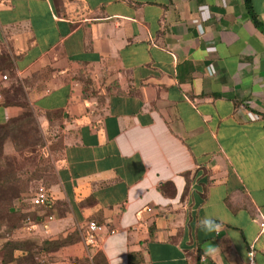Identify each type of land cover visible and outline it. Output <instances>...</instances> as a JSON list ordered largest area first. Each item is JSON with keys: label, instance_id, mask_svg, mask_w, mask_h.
<instances>
[{"label": "crops", "instance_id": "0c3cea01", "mask_svg": "<svg viewBox=\"0 0 264 264\" xmlns=\"http://www.w3.org/2000/svg\"><path fill=\"white\" fill-rule=\"evenodd\" d=\"M1 54L62 134L40 240L105 225L51 264H264V0H0Z\"/></svg>", "mask_w": 264, "mask_h": 264}, {"label": "rangeland", "instance_id": "374dc122", "mask_svg": "<svg viewBox=\"0 0 264 264\" xmlns=\"http://www.w3.org/2000/svg\"><path fill=\"white\" fill-rule=\"evenodd\" d=\"M8 60L5 54L0 55V76L7 74V79L3 80L4 84L9 87L15 82L14 72L8 68ZM18 85V84H16ZM21 85H19L20 87ZM16 86V89H10L12 102L16 101L24 107V112L16 117L12 123L17 122L20 117L18 126L13 128L14 131L7 139L0 142V176H5L6 173L16 172L20 175V179L26 182L27 188L22 193L21 198L8 201L7 205L1 202L0 199V264H20L16 260L4 262V257L7 255L8 250L5 247L6 242L10 240H24L34 239L36 248L32 249V254L24 255L21 251L16 250L13 253L14 257H22L25 259V264H41L45 261L46 264L50 263V255L40 250L39 242V228H40V215L42 212L39 209L32 208L30 205V195L36 190L39 185L50 188L54 182V167L53 160L56 157L58 145L62 143V134L56 125L49 124L44 128L41 122L36 118V115L29 108L24 101V94L22 89ZM10 144V151L5 152L3 147L4 143ZM25 179V180H24ZM9 184L0 188V198L9 199L11 194ZM15 186V183H14ZM13 186V187H14ZM6 213L2 211L6 209ZM45 210L43 211L44 214ZM45 213L54 215V206L52 209ZM31 217L32 223L28 224L25 217ZM26 255V254H25ZM78 263L79 260L74 259ZM72 258L64 260V264H70Z\"/></svg>", "mask_w": 264, "mask_h": 264}, {"label": "trees", "instance_id": "16d2710c", "mask_svg": "<svg viewBox=\"0 0 264 264\" xmlns=\"http://www.w3.org/2000/svg\"><path fill=\"white\" fill-rule=\"evenodd\" d=\"M8 60V68H10L11 65V61L10 59L7 57ZM12 89H16L14 83L11 85ZM1 92L3 95V99L5 97L6 100H10L7 97V94L9 93V89L8 88H3V86L1 85ZM16 102V101H15ZM16 119V118H14ZM14 119H11L10 121H7L6 123L0 124V142L3 143V141L5 139H7L9 137V135L14 131L13 128L18 126V123L20 121V119H23V117H20L17 122L12 123V121ZM21 123V121H20ZM1 147L2 145H0V154H1ZM20 175H18L15 171L11 172V173H6L5 176L1 175L0 176V188L3 187L6 184H9V188L11 189L10 191H7L6 193H10L12 196L9 199H4V198H0L1 202H3L7 205V202L12 201L14 198L18 199L21 198L22 193L25 191V189L27 188L26 186V182L22 181V179H20ZM25 180V179H24ZM15 183V186H14ZM14 186V187H13ZM39 209V208H37ZM52 209L50 208H46L45 212H47L48 210ZM7 207L6 209H3L2 211H4V213H6ZM44 214H47L45 213ZM49 214V213H48ZM27 217H25L26 220ZM79 232V231H78ZM78 232L77 231H73L72 233H70L69 235H67V237L62 238V239H57V240H43L41 241V243L39 242V246H40V250L41 251H54L57 250L58 248H60L61 246H63L64 244H67L68 242H72L75 239H78ZM34 239H24V240H10L8 242H6L5 247L8 250L7 255H5L4 257V262H10V261H18V263L20 264H25L26 262H23V260L25 261L24 258L22 257H12L14 251L19 250L21 251L24 255L22 256H27L28 254H32V249L36 248L37 245L35 244V241H33ZM26 254V255H25ZM130 262L132 260V256L130 255L129 257ZM96 260H100L99 255L96 257ZM199 260V258H198ZM199 264V263H197Z\"/></svg>", "mask_w": 264, "mask_h": 264}, {"label": "built area", "instance_id": "2783aa9c", "mask_svg": "<svg viewBox=\"0 0 264 264\" xmlns=\"http://www.w3.org/2000/svg\"><path fill=\"white\" fill-rule=\"evenodd\" d=\"M210 53L213 52L211 49L209 51ZM210 69H208V72L210 74L215 73V67L214 64H210ZM7 79V74L1 75L0 80L3 81ZM1 82H0V88H1ZM3 100V95L0 89V102ZM241 112H243L245 115L248 114L249 110L244 105L240 106ZM30 205L32 208H39V210L42 212V215H40V224L46 226V224L54 219V215L52 214H43V211L46 208H52L53 206V199L48 192V190L43 186L39 185L36 190L30 195ZM264 220V218H262ZM26 221L28 224L32 223L33 220L31 217L27 216ZM260 226L262 227V232L264 231V221L260 223ZM105 231V225L103 223H100L96 220L90 219L86 221L83 228L80 230V236L82 238V241L85 246L95 247L99 243V236ZM115 229H110L109 233H114ZM255 249L254 244H250L246 249V264H256L255 259ZM41 264H46L45 261H42ZM70 264H79L77 261H72Z\"/></svg>", "mask_w": 264, "mask_h": 264}, {"label": "clouds", "instance_id": "9594fccd", "mask_svg": "<svg viewBox=\"0 0 264 264\" xmlns=\"http://www.w3.org/2000/svg\"><path fill=\"white\" fill-rule=\"evenodd\" d=\"M202 226L210 227V225L208 224V221H203ZM216 228L219 229V225H216Z\"/></svg>", "mask_w": 264, "mask_h": 264}]
</instances>
